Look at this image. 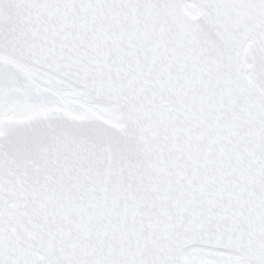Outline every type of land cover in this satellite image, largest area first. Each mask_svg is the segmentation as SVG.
Masks as SVG:
<instances>
[{"label": "snow or ice", "instance_id": "obj_1", "mask_svg": "<svg viewBox=\"0 0 264 264\" xmlns=\"http://www.w3.org/2000/svg\"><path fill=\"white\" fill-rule=\"evenodd\" d=\"M0 264H264V0H0Z\"/></svg>", "mask_w": 264, "mask_h": 264}]
</instances>
